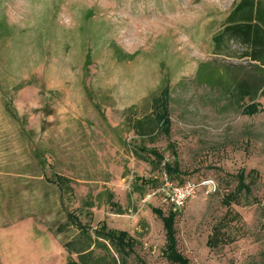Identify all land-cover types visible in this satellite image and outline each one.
<instances>
[{
	"label": "rangeland",
	"instance_id": "1",
	"mask_svg": "<svg viewBox=\"0 0 264 264\" xmlns=\"http://www.w3.org/2000/svg\"><path fill=\"white\" fill-rule=\"evenodd\" d=\"M240 1L0 0V229L50 232L51 264L79 262L63 252L75 213L93 236L127 232L129 264H176L172 214L190 264H264V97L244 113L221 84L198 81L203 63L250 65L240 44L226 56L213 42ZM165 87L171 133L137 135ZM164 170L176 183L211 177L217 191L175 210L158 192Z\"/></svg>",
	"mask_w": 264,
	"mask_h": 264
},
{
	"label": "trees",
	"instance_id": "2",
	"mask_svg": "<svg viewBox=\"0 0 264 264\" xmlns=\"http://www.w3.org/2000/svg\"><path fill=\"white\" fill-rule=\"evenodd\" d=\"M232 41L240 44V58L249 61L250 65L236 67L238 72L231 70L223 73L203 63L198 71V81L211 86L221 84L232 94V97L243 102L244 113L253 114L260 106L253 102L264 97V0H241L235 6L223 30L213 37L217 54L229 56L227 50ZM160 96L161 98L156 102V114L139 119L135 123L134 129L137 135L171 133V119L168 112L169 88L165 87ZM246 101L252 104L247 105ZM169 166L166 165L165 169ZM56 183L63 185L65 181L58 177ZM154 212L160 214L156 210ZM68 219L79 230L76 241L63 244L68 252L78 255L79 258V262L70 261L69 264H105V257L96 255V249L109 254L114 252L118 257V259L115 256L111 257L114 264H129L133 239L127 232L115 231L104 224L96 229L93 236L92 230L83 225L75 213H69ZM164 226L169 243L166 247L169 259L176 264H190V261L177 250L175 216L169 215ZM56 233L59 234L60 231Z\"/></svg>",
	"mask_w": 264,
	"mask_h": 264
},
{
	"label": "crops",
	"instance_id": "3",
	"mask_svg": "<svg viewBox=\"0 0 264 264\" xmlns=\"http://www.w3.org/2000/svg\"><path fill=\"white\" fill-rule=\"evenodd\" d=\"M17 229L16 226L0 229V242L3 246L0 264H51L54 260L52 233H44L36 238L32 230L25 229V235L19 237L15 232ZM29 241H34V248H28Z\"/></svg>",
	"mask_w": 264,
	"mask_h": 264
},
{
	"label": "built area",
	"instance_id": "4",
	"mask_svg": "<svg viewBox=\"0 0 264 264\" xmlns=\"http://www.w3.org/2000/svg\"><path fill=\"white\" fill-rule=\"evenodd\" d=\"M168 161V159L164 160V168ZM161 183L162 187L158 192L162 194L165 202H168L175 210L184 209L195 197L200 195L209 196L217 191V183L211 177L176 183L166 170L161 175Z\"/></svg>",
	"mask_w": 264,
	"mask_h": 264
},
{
	"label": "bare ground",
	"instance_id": "5",
	"mask_svg": "<svg viewBox=\"0 0 264 264\" xmlns=\"http://www.w3.org/2000/svg\"><path fill=\"white\" fill-rule=\"evenodd\" d=\"M138 35H143V32H138Z\"/></svg>",
	"mask_w": 264,
	"mask_h": 264
}]
</instances>
